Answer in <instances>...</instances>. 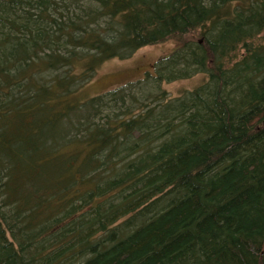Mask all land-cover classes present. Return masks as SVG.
Returning <instances> with one entry per match:
<instances>
[{
	"label": "trees",
	"instance_id": "trees-1",
	"mask_svg": "<svg viewBox=\"0 0 264 264\" xmlns=\"http://www.w3.org/2000/svg\"><path fill=\"white\" fill-rule=\"evenodd\" d=\"M0 264H264V0H0Z\"/></svg>",
	"mask_w": 264,
	"mask_h": 264
},
{
	"label": "rangeland",
	"instance_id": "rangeland-1",
	"mask_svg": "<svg viewBox=\"0 0 264 264\" xmlns=\"http://www.w3.org/2000/svg\"><path fill=\"white\" fill-rule=\"evenodd\" d=\"M176 44L173 40L142 47L127 59L111 58L104 61L95 71L93 78L84 89L83 95L94 96L105 93L117 87L126 86L135 96L142 98L156 90V85L166 91L170 97H178L186 90L201 85L206 76L195 74L188 79L172 82L143 81L146 76L156 74V65L161 58L172 53ZM150 96V95H149Z\"/></svg>",
	"mask_w": 264,
	"mask_h": 264
}]
</instances>
